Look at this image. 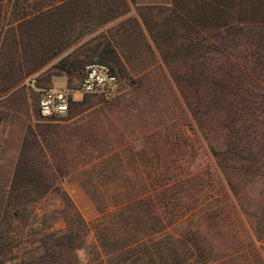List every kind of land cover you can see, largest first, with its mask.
<instances>
[{
	"label": "rangeland",
	"instance_id": "obj_1",
	"mask_svg": "<svg viewBox=\"0 0 264 264\" xmlns=\"http://www.w3.org/2000/svg\"><path fill=\"white\" fill-rule=\"evenodd\" d=\"M128 3L102 23L117 0H0L5 259L76 264L74 246L107 236L143 239L142 264H264V0L221 33L234 44L212 48L171 5ZM85 49L117 73V92L40 116L41 89L82 75L57 74L59 60ZM76 212L81 237L58 246Z\"/></svg>",
	"mask_w": 264,
	"mask_h": 264
},
{
	"label": "trees",
	"instance_id": "obj_2",
	"mask_svg": "<svg viewBox=\"0 0 264 264\" xmlns=\"http://www.w3.org/2000/svg\"><path fill=\"white\" fill-rule=\"evenodd\" d=\"M117 1L119 3V11L112 12V10L108 8L106 10L107 13H105L107 14L106 16L102 17V15L101 16L99 15L100 22L102 23L108 22L112 18L117 17L120 14L129 11L130 6L128 0H117ZM129 1H131L132 3L134 2L133 0H129ZM170 5L172 6L173 10L177 11L178 16H180V19H182L186 23L187 27L192 29L194 33L192 41L196 45L200 41L204 40L210 42L211 48L213 47V42H217L216 45L219 47V43L217 40L219 39L221 40L223 38L225 39V41L224 42L220 41L221 44L225 46H231L232 43L234 44L236 36H234L231 39L233 41L230 43L228 40H226V37L221 36V33L227 32L228 34L234 35L233 33H235L237 29H240V26L242 24L249 25L251 23L250 18L247 20H243L240 17L241 16L240 9L242 7L244 8V12H246V14H250L252 8L251 0H172ZM90 6L93 8V4H91ZM136 6L137 7L140 6L141 9L151 8L150 5H136ZM57 8L58 7L56 8L53 7L52 10H57ZM47 10L44 11V13H50L51 10L50 9L48 11ZM108 12H112V13L109 14ZM41 14L39 15L42 16ZM138 14L140 15L141 18L144 17L142 13L140 14L139 12ZM142 22L146 27L147 32L150 33L151 31L150 28L148 27L147 21H145L143 18ZM201 35L202 38H200ZM150 37L152 36L150 35ZM152 38H153V42H157L154 36ZM81 52L83 53V56H85V59L82 60V62L81 60L78 59L77 56L74 57L75 59H70L68 57L64 59H60L56 65L57 69L59 70L57 74H67L70 77H72L73 73L76 70H83L82 75L80 77L81 79L84 76L85 66L90 63H95L94 61H92V55L89 54L87 49L81 50ZM98 62H102V61L98 60ZM111 69L114 71L112 67ZM18 82H19L18 79H16V81H14L13 83L8 84V88H11L13 85H16ZM4 90H7V86L5 87ZM84 98L79 102H73L71 104L70 109L72 108L73 105L79 104L82 101H84L85 100ZM76 216L79 217L80 224L79 223L74 224L72 223V221H69L67 223L68 225L67 231L55 238L58 246H61L62 243H60L59 240L63 238L67 240H71L77 237H81V233H80L82 230L81 227L86 226V224H85V220L83 219V217L79 212H76ZM33 222H36V220L33 219ZM51 235H53V233H51ZM122 241L123 242L121 244L120 242H118V243H113V245H110V243H108L109 239L107 236L106 237L100 236L99 243H97L96 245L92 243H88L87 246H83L81 244L79 246H74L73 251H75L74 259L76 261V264H107V262H109L110 264H114L115 257L118 259V262L115 264H142L143 257L141 258L137 253H139L142 256L141 247L143 246L145 247L146 245L145 241L143 239L130 241V242H128L129 241L128 239ZM5 244L6 242L1 240L0 264H34L35 263L34 261L20 257L19 254L17 253L15 254V261H10L8 259H5L4 256L5 250L9 252H13L10 247L6 249ZM147 250L149 251V249ZM132 254H133L132 256L133 260L130 261V263L129 262L127 263L128 261L127 259L124 260L122 259L124 256L127 257L128 255L130 256ZM151 259L153 260V258ZM146 261L143 264H155L153 261H150L151 263H147Z\"/></svg>",
	"mask_w": 264,
	"mask_h": 264
},
{
	"label": "built area",
	"instance_id": "obj_3",
	"mask_svg": "<svg viewBox=\"0 0 264 264\" xmlns=\"http://www.w3.org/2000/svg\"><path fill=\"white\" fill-rule=\"evenodd\" d=\"M119 87V77L105 63L95 62L85 66L84 76L73 83L51 86L40 90L38 113L44 118H54L68 113L73 102L85 96L110 98ZM264 247V239L262 241Z\"/></svg>",
	"mask_w": 264,
	"mask_h": 264
},
{
	"label": "crops",
	"instance_id": "obj_4",
	"mask_svg": "<svg viewBox=\"0 0 264 264\" xmlns=\"http://www.w3.org/2000/svg\"><path fill=\"white\" fill-rule=\"evenodd\" d=\"M135 5H170L172 0H133Z\"/></svg>",
	"mask_w": 264,
	"mask_h": 264
}]
</instances>
